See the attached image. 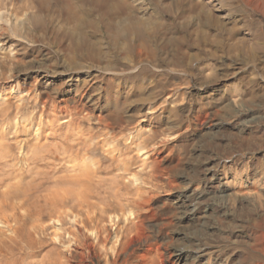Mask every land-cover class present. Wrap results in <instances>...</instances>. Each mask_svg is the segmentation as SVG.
Returning a JSON list of instances; mask_svg holds the SVG:
<instances>
[{
    "label": "rangeland",
    "instance_id": "374dc122",
    "mask_svg": "<svg viewBox=\"0 0 264 264\" xmlns=\"http://www.w3.org/2000/svg\"><path fill=\"white\" fill-rule=\"evenodd\" d=\"M64 1L0 0V114L6 113L0 115V176H9L0 177V217L8 216V220L0 218L1 239L8 243L16 238L14 223L19 222L16 230L23 217H30L34 222L29 232L35 241L44 243L34 248L30 262L35 264L60 242L58 234L66 238H61L62 244L69 245V233L80 236L81 230L84 243L94 242L98 232L110 242L104 247L109 249L107 255L100 251L104 256L100 264H106L112 261L115 229H123L128 221H141L150 235L144 233L150 240L147 245L153 247L147 258L168 264L167 251L184 244V236L208 223L218 226L216 218L222 220L223 215L215 209L224 205L236 219L227 223L234 234L213 237L205 247L206 257L221 254L235 264L260 263L259 258L264 262V254L257 251L259 243L264 246V0H143L141 7L128 4L123 8L111 0ZM35 14L37 21L30 18ZM197 65L199 72L194 70ZM86 92L96 102L92 113L77 102ZM47 99L50 102L44 106ZM59 102L67 111L61 113ZM239 106L256 113V121L242 134L234 128L233 119ZM23 113L33 114L36 122L25 127ZM65 118L72 130L82 131L78 138L74 131L75 137L65 140L67 129L59 125ZM39 123L56 128L47 137L42 133L39 140L34 131ZM219 137L224 140L220 142ZM45 141L47 148L41 154L55 153L54 158L27 161L26 155L32 158L27 146L41 147ZM62 143L72 144L73 157L64 159L55 150ZM8 150L14 156L10 152L5 156ZM209 157L226 163L227 167L215 168L216 176L226 177L231 196L210 194L194 214H184L178 197L187 188H203L205 181L201 177L191 180V175ZM117 175L121 181L130 180L127 188L113 187L111 180ZM69 180H83L85 186H69L73 191L69 196ZM138 187L148 189L142 190L145 196L137 194ZM9 192L13 195L7 198ZM127 192L138 202L144 201L142 207L122 198ZM11 202L13 208L18 206L16 213L10 209ZM58 213L67 221L61 230L51 224ZM88 217L98 223H87ZM81 221L85 225L80 226ZM34 226L46 230L36 233ZM138 247L134 251L140 257L146 247ZM127 253V249L120 253L119 264ZM136 259L131 264L143 263Z\"/></svg>",
    "mask_w": 264,
    "mask_h": 264
},
{
    "label": "bare ground",
    "instance_id": "6f19581e",
    "mask_svg": "<svg viewBox=\"0 0 264 264\" xmlns=\"http://www.w3.org/2000/svg\"><path fill=\"white\" fill-rule=\"evenodd\" d=\"M62 1H64V0H62ZM100 1V0H99ZM107 1V0H106ZM109 1V0H108ZM115 5H117V6H119V7H122V6H125V5H134V6H137V7H141L142 5H144V1L143 0H111ZM194 1H196V0H194ZM64 2H66V0L64 1ZM68 2V1H67ZM88 2V1H87ZM210 2V0H208L207 1V3H209ZM49 3V2H48ZM69 3H70V1H69ZM100 3V2H99ZM109 3V2H108ZM67 4V3H66ZM90 4V3H89ZM68 5V4H67ZM70 5V4H69ZM73 5V4H72ZM64 7V6H63ZM76 7V6H75ZM112 7V6H111ZM69 8V7H68ZM123 8V7H122ZM66 9V8H65ZM70 9L71 10H73V7L71 8L70 7ZM258 9V8H257ZM37 10V9H36ZM64 10V9H63ZM113 10H114V8H113ZM121 10V9H120ZM264 10V9H263ZM262 10V12H264ZM76 11V10H75ZM115 11H117V9L115 10ZM260 11H261V9H260ZM67 12V11H66ZM81 12V11H80ZM123 12H125V11H123ZM33 14V13H32ZM30 18L31 19H34V21L36 20H38L39 19V17H38V15H32V16H30ZM75 17H73L72 19H74ZM74 22H75V20H73ZM69 22V21H68ZM70 24V23H69ZM73 24V23H72ZM74 25V24H73ZM66 26V25H65ZM75 26V25H74ZM76 27V26H75ZM70 30V29H69ZM69 30H68V32H69ZM72 30H74V29H72ZM74 32V31H73ZM67 33V32H66ZM72 34H74V33H72ZM72 34H70V35H72ZM6 42V41H5ZM7 44V43H6ZM18 47H23L22 46V44H16ZM78 48V47H77ZM189 63V62H188ZM156 65V64H155ZM137 68V67H136ZM189 68V67H188ZM160 70V69H159ZM194 70H195V72H199V70H198V65L197 66H195V68H194ZM85 84V83H84ZM45 85V84H44ZM47 86V85H46ZM82 88V87H81ZM0 93H1V90H0ZM48 93V92H47ZM83 93V92H82ZM84 94V93H83ZM76 95H79V93L77 92L76 93ZM47 97H48V99L50 100V96L47 94ZM76 97V96H75ZM43 99V98H42ZM45 100L43 103H44V106H46L47 104H48V102H50L49 100ZM75 99V98H74ZM95 99V98H94ZM242 99V98H241ZM66 100V99H65ZM64 99H61L60 101H62L63 103H64V101H65ZM73 100V99H72ZM97 100H99V99H97ZM73 101H75V100H73ZM77 102H79V105H81V106H85L86 107V110L89 112V113H92V112H94V107L95 106H93V105H96V102L93 100V98L86 92V94L84 95V96H81L80 98H78V101ZM97 102H99V101H97ZM235 102V101H234ZM42 103V104H43ZM57 103V102H56ZM55 103V104H56ZM59 103H61V102H59ZM63 103H61V105H58V108H59V110L61 111V113H63V112H65V111H67V108L65 107V106H63L62 104ZM66 103V102H65ZM95 103V104H94ZM245 103V102H244ZM35 104V103H34ZM4 106H7V105H4ZM19 106V105H18ZM34 106V105H33ZM21 107V106H20ZM65 107V108H64ZM75 107V106H74ZM107 107V106H106ZM245 107V106H244ZM244 107H241V106H239V109H235V112H234V118L233 119H235V121H234V128L236 127L237 129H239L238 130V132L239 133H244V132H246L247 131V128H248V124H250V123H252V122H254V121H256V117H255V111H253L252 109H246V108H244ZM1 108H3V106H1ZM19 107H17V109H18ZM45 108V107H44ZM53 108V107H52ZM84 108V107H83ZM7 109V108H6ZM105 109V108H104ZM4 111H5V108L3 109ZM78 110V109H77ZM8 111V110H7ZM40 112V111H39ZM72 112V111H71ZM70 112V113H71ZM87 112V113H88ZM33 113V112H32ZM37 113V112H36ZM41 113V112H40ZM50 113V112H49ZM113 113V112H112ZM2 114V113H1ZM0 114V115H1ZM6 113H4V115L3 116H6L5 115ZM15 114V113H14ZM17 114V113H16ZM56 114V113H55ZM8 115V114H7ZM23 115L24 116H26V117H24V118H22V124H24L25 125V127H27V126H31V125H33V123H34V121H35V119H34V116H32V115H28L27 116V114L25 115L24 113H23ZM22 115V116H23ZM262 115V114H261ZM14 116V115H13ZM16 116V115H15ZM18 116V115H17ZM20 116H21V114H20ZM68 116H69V114H68ZM67 116V117H68ZM72 116V115H71ZM41 117V116H40ZM44 117V116H43ZM54 117V116H53ZM63 117H65V116H63ZM1 118V117H0ZM5 118V117H4ZM3 118V119H4ZM17 118V117H16ZM15 118V119H16ZM37 118V117H36ZM69 118V117H68ZM74 118V117H73ZM261 118V117H260ZM2 119V118H1ZM44 119V118H43ZM6 120H8L7 118H6ZM45 121H47L46 120V118L44 119ZM51 120H53V119H51ZM101 121H102V119H100ZM11 121V120H10ZM18 121V120H17ZM38 121V120H37ZM54 122H55V120H53ZM5 122V121H4ZM7 122H9V121H6V123ZM36 122V121H35ZM40 122V121H39ZM21 123V122H20ZM47 123V122H46ZM48 123H49V121H48ZM56 123V122H55ZM11 124H12V122H11ZM21 124V125H22ZM42 124H44V123H39L38 124V126L35 128V130L34 131H36V135H37V137H38V139H39V137H40V135L42 134V133H45L43 136L44 137H47L48 135H49V133L48 132H50L49 130H54L56 127H55V125H47V126H45L44 125V127H42ZM69 120L68 119H64V120H61L60 121V123H59V125H62V127H63V129L64 128H66L67 129V131L65 132V135H64V138H65V140H67V141H69V139H71V138H74L75 136L73 135V134H75L74 133V131L77 133L76 134V136L77 135H79L80 136V134H82L81 132V130L80 129H76L75 128V130H72L70 127H72V126H70L69 127ZM106 124V123H105ZM1 125V124H0ZM23 125V126H24ZM72 125V124H71ZM109 125V124H108ZM12 126H14V125H12ZM11 126V127H12ZM16 126V125H15ZM19 126V125H18ZM29 126V127H30ZM2 127V126H1ZM4 127H6V126H4ZM21 127V126H20ZM61 127V126H60ZM7 129V128H6ZM14 129V128H13ZM28 129V128H27ZM48 129V130H47ZM58 129V128H57ZM82 129V128H81ZM10 130V129H9ZM30 130V129H29ZM77 130V131H76ZM1 131H3V130H1ZM7 131V130H6ZM14 131V130H13ZM81 131V132H80ZM16 132V131H15ZM63 132V131H62ZM57 133V132H56ZM264 133V132H263ZM53 134V133H52ZM4 135V134H3ZM34 135H35V133H34ZM58 135H60V134H58ZM5 136V135H4ZM3 136V137H4ZM74 136V137H73ZM95 136V135H94ZM57 138V137H56ZM63 138V137H62ZM77 138H78V136H77ZM76 138V139H77ZM220 138V142L221 141H223L224 140V137H219ZM53 139V138H52ZM75 139V140H76ZM81 139V137H79V140ZM3 140V139H2ZM1 140V141H2ZM40 140V139H39ZM63 140V139H62ZM65 140H63V141H65ZM35 141V140H34ZM33 141V142H34ZM86 141V140H85ZM40 142V141H39ZM73 142H74V140H73ZM72 142V143H73ZM84 142V141H83ZM43 143V142H42ZM46 141H45V144H43V145H41V147L39 146H37L38 144H33V143H31V144H33L32 146H27V147H30L29 149L27 148V150H28V154H30V156H32V158L31 157H28L27 155H26V157H27V161H29V160H31V161H33V162H35V163H38L39 161H43L44 159L46 160V159H48V158H50L51 159V157H53L52 155H54L53 153L48 157V156H45V155H42L41 153H43V152H45L46 151V148H47V146H46ZM67 143V142H66ZM75 143H77V140H76V142ZM79 143V142H78ZM92 143V142H91ZM63 144V143H62ZM61 144V145H62ZM48 145V144H47ZM60 145V144H59ZM72 145V144H71ZM71 145H69V144H63V146L62 147H60V148H58V149H56L55 148V150L58 152V153H61L60 155L62 156V155H64V159L66 158H68V157H73V154L71 155L70 154V152H71V150L73 149L72 148V146ZM2 145L0 144V147H1ZM25 146V145H24ZM78 146V145H77ZM7 147L9 148V145H7ZM6 147V148H7ZM86 147V146H85ZM5 148V147H4ZM7 148V149H8ZM90 148V147H89ZM102 148V147H101ZM2 149V148H1ZM48 149H49V147H48ZM51 149V148H50ZM6 150V149H5ZM26 150V151H27ZM29 150H30V152H29ZM75 149H73L72 151H74ZM89 150L90 149H86V154L89 152ZM104 150H108L109 151V149H105V146H104ZM49 151V150H48ZM52 151V150H51ZM81 151V150H80ZM107 151V152H108ZM111 151V150H110ZM109 151V152H110ZM1 152H4V150H2ZM8 153H7V155H5V156H8V154H9V150L7 151ZM56 152V153H57ZM11 153V155H12V153L13 152H10ZM57 153V154H58ZM72 153V152H71ZM85 153V152H84ZM91 153H92V151H91ZM1 154V153H0ZM25 154H27V152L25 153ZM45 154V153H44ZM49 154V153H48ZM56 154V155H57ZM85 154V155H86ZM55 155V156H56ZM109 155V154H108ZM112 155V154H111ZM115 155V154H114ZM2 156V155H1ZM9 156H10V154H9ZM12 156H14V155H12ZM12 156H11V158H12ZM76 156V155H75ZM3 157V156H2ZM20 157V156H19ZM46 157V158H45ZM5 157H3V159H4ZM9 158V157H8ZM8 158H6V159H8ZM24 158H25V155H24ZM54 158V157H53ZM17 159V158H16ZM72 159V158H71ZM94 159V158H93ZM112 159H113V157H112ZM111 159V160H112ZM10 160H12V159H10ZM15 160V159H14ZM26 160V159H25ZM25 160H23V161H25ZM30 161V162H31ZM74 161V163H75V165H76V163H77V161L74 159L73 160ZM21 162V161H20ZM47 162H49V161H47ZM86 162V161H85ZM99 161H97V163H98ZM17 163V162H16ZM69 163V162H68ZM90 163V162H89ZM2 164V163H1ZM9 164L10 165H12L10 162H9ZM22 164V163H21ZM25 164H26V162H25ZM28 164H30V163H28ZM32 164V163H31ZM54 164V163H53ZM83 164H86V163H83ZM91 164V163H90ZM3 165V164H2ZM16 165V164H15ZM34 165V164H33ZM51 165V164H50ZM69 165V164H68ZM98 165V164H97ZM214 165V166H213ZM7 166H8V164H7ZM12 166H14V163H13V165ZM29 166V165H28ZM31 166V165H30ZM73 166V168H74V165H72ZM105 166V165H104ZM225 167L226 166V163L225 162H223L221 159H218V157L217 158H214V157H209V158H207L204 162H201V163H198V166L197 167H195L193 170H192V175H191V180H193V179H195V178H199L200 179V177L205 181L204 182V186H203V188L202 189H191V188H187V190H185V192L183 193V195H181V196H179L178 197V201H179V203H180V206L184 209V214H194L196 211H197V209L202 205V204H204V201H205V198L207 197V196H209L210 194H220V195H223V196H231V193L232 192H230V191H232L231 189V187L228 185V184H226V181L224 180V179H226V177H224V178H220V177H217L216 176V169L215 168H217V167ZM4 167V166H3ZM9 167V166H8ZM17 167V166H16ZM34 169H38L36 166H32ZM91 168L93 167V166H90ZM122 167V166H121ZM227 167V166H226ZM14 168V167H13ZM75 168H76V166H75ZM74 168V169H75ZM99 168V167H98ZM117 168V167H116ZM119 168V167H118ZM123 168V167H122ZM126 168V167H125ZM32 169V168H31ZM34 169H32V170H34ZM56 169V168H55ZM60 169V168H59ZM66 169V168H65ZM73 169V170H74ZM78 169V168H77ZM84 169V168H83ZM97 169V168H96ZM110 169V168H109ZM7 170H9V169H7ZM14 170H15V168H14ZM80 170V169H79ZM111 170V169H110ZM124 170H126V169H124ZM123 170V171H124ZM128 170V169H127ZM13 171V170H12ZM19 171V170H18ZM22 171V170H21ZM20 171V172H21ZM76 171V170H75ZM80 171H82V169L80 170ZM117 171V170H116ZM11 172V171H10ZM29 172V171H28ZM34 172V171H33ZM65 172V171H64ZM83 172V171H82ZM125 172H128V171H125ZM158 172V171H157ZM4 173V172H3ZM6 173V172H5ZM12 173V172H11ZM31 173H32V171H31ZM58 173V172H57ZM81 173V172H80ZM119 173V172H118ZM13 174V173H12ZM17 174H19V173H17ZM29 174V173H28ZM117 174V173H116ZM125 174V173H124ZM128 174V173H127ZM154 174H157V173H154ZM159 174V173H158ZM164 174V173H163ZM3 175V174H2ZM13 175H16V174H13ZM72 175V174H71ZM78 175V174H77ZM77 175H74V178L75 179H77ZM86 175V174H85ZM111 175V174H110ZM134 175V174H133ZM68 176V175H67ZM67 176H65V177H67ZM88 177H89V174L87 175ZM86 176V177H87ZM146 176V175H145ZM190 176V175H189ZM1 177V176H0ZM9 177V176H8ZM8 177H6V178H8ZM12 177V176H11ZM79 177H81V175L80 176H78V178ZM82 177H84V175L82 176ZM6 178H3V176L1 177V179H6ZM13 179L15 178L14 176L12 177ZM17 178V177H16ZM62 178V177H61ZM120 178V176H118L117 175V177L116 178H110V179H112L111 181H112V184H113V187L114 188H116L117 189V187H119L118 189H120V187L122 186V187H125V188H127V186H128V184H127V182L128 181H130V180H126V179H124V181H121V179H119ZM122 178H124V177H122ZM65 179V178H64ZM68 179H70V178H68ZM96 179V178H95ZM107 179V178H106ZM134 179H136V181H138V178H134ZM151 179V178H150ZM154 179V178H153ZM9 180H10V178H9ZM67 180V178L65 179V181ZM71 180V179H70ZM67 181L68 183H67V186H68V190H67V193L69 194V196L70 195H72V193H73V191H72V189H69V186H75V184H77V185H79V186H85V182H87L85 179V182L83 183L82 181L83 180H77L78 182H76V183H74L73 181ZM74 180V179H73ZM88 180V179H87ZM91 180V179H90ZM89 180V181H90ZM92 180H94V179H92ZM91 180V181H92ZM123 180V179H122ZM140 180V179H139ZM203 180H201V181H203ZM248 180V179H247ZM15 181H16V179H15ZM34 181V180H33ZM135 181V182H136ZM93 182V181H92ZM107 182V181H106ZM105 182V183H106ZM110 182V181H109ZM253 182H254V180H253ZM19 183V182H18ZM60 183H62V181L60 182ZM101 183V182H100ZM111 183V182H110ZM4 184V183H3ZM35 184V183H34ZM109 184V183H108ZM130 184V183H129ZM172 184V183H171ZM253 184V183H252ZM17 185V184H16ZM110 185V184H109ZM136 185V184H135ZM169 185V184H168ZM254 185V184H253ZM38 186V185H37ZM110 186H112V185H110ZM133 186V185H132ZM137 186V185H136ZM202 186V185H201ZM200 186V187H201ZM10 187H12L11 185L9 186V189H10ZM142 187V186H141ZM141 187H138L137 188V194L140 196V197H143V196H145V195H143V192L144 191H142V190H145V189H147V188H141ZM188 187V186H187ZM82 188V187H81ZM90 188V187H89ZM113 188V189H114ZM14 189H16L15 187H14ZM74 189V188H73ZM94 189V188H93ZM116 189H114V190H116ZM117 189V190H118ZM122 189V188H121ZM191 189V190H190ZM255 189V188H254ZM18 190V189H17ZM82 190V189H81ZM97 190V189H96ZM125 189L123 188V190L122 191H124ZM148 190V189H147ZM90 191V190H89ZM149 191H150V189H149ZM234 191V190H233ZM78 192V191H77ZM113 192H115V191H113ZM117 192H119V191H117ZM12 193V192H11ZM10 192L7 194V198H9V197H11L12 195H10L11 194ZM52 193V192H51ZM98 193V192H97ZM96 193V194H97ZM116 193V192H115ZM149 193V192H148ZM152 193V192H151ZM256 193V192H255ZM26 194V193H25ZM67 194V195H68ZM82 194H83V192H82ZM99 194V193H98ZM15 195H17V194H15ZM115 195V194H114ZM117 195V194H116ZM121 195H123L122 196V198L124 197L125 198V200H127L128 202H130V203H134V204H136L138 207H142V205H143V202H138L137 201V199L136 198H133V196H132V193H131V195L127 192V194H121ZM129 195V196H128ZM136 196V195H135ZM150 196V195H149ZM1 197H2V195H1ZM24 197H26V196H23V197H20L21 199L20 200H22V198L24 199ZM27 197H28V195H27ZM15 198H17V199H19V196L17 197H15ZM14 198V196L12 197V199H15ZM68 198V197H67ZM90 198V197H89ZM120 198H121V196H120ZM147 198V197H146ZM143 199V198H142ZM9 200V199H8ZM28 200H29V198H28ZM27 200V201H28ZM117 200V199H116ZM124 200V201H125ZM6 201V200H5ZM26 201V202H27ZM32 201V200H31ZM62 201H63V199H62ZM81 201V200H80ZM85 201V200H84ZM83 201V202H84ZM1 202H4V200L3 201H1ZM25 202V203H26ZM105 202V201H104ZM10 203V202H9ZM24 203V204H25ZM27 203H29V202H27ZM55 203V202H54ZM58 204H59V201L57 202ZM61 203V202H60ZM63 203V202H62ZM244 203L245 202H241L240 203V205H241V207L242 208H245V206H244ZM248 203V202H247ZM246 203V204H247ZM252 202L250 201L249 202V204H251ZM6 204L8 205V203L6 202ZM5 204V205H6ZM64 204V203H63ZM75 204V203H74ZM26 205V204H25ZM57 205V204H56ZM94 205V204H93ZM253 205V204H252ZM13 204H12V202H11V205H10V209H14V212H15V209L18 207L17 205H15L16 206V208H13ZM44 206V205H43ZM62 206V205H61ZM106 206V205H105ZM247 206H248V204H247ZM6 207V206H5ZM7 207H9V205L7 206ZM22 207V206H21ZM29 207H31V209H32V205L31 206H29ZM254 207V206H253ZM24 208V207H23ZM22 208V209H23ZM45 208V207H44ZM53 208V207H52ZM54 208H55V206H54ZM102 208V207H101ZM252 208V207H251ZM37 209V208H36ZM57 209V208H56ZM65 209H66V207H65ZM90 209V208H89ZM256 209V208H255ZM254 209V210H255ZM17 210V209H16ZM27 210V209H26ZM50 210H52V209H50ZM93 210V209H92ZM227 208L225 209V206L223 205V206H220V207H216V209H215V211L218 213V214H222L223 215V218H222V220H218V218H216L217 219V225L218 226H213V225H211L210 223H208L206 226H203L199 231H197L195 234H191V236H184L183 237V241H185V243L184 244H179V245H177L176 244V247L175 248H173V249H169L170 251H167L166 249V251H167V257H166V261H167V263L168 264H235L233 261H231L230 259H228V258H226V257H223V256H221V254L220 255H211V257H206V256H208L207 254V252H206V249H205V247L207 246V245H211V244H209V242L210 241H212V238L213 237H220V236H226V237H228L229 235H233L234 233H233V231H229L228 230V226H227V223H228V221H230L231 220V222H235V220L236 219H234V217H232L231 216V214H228L227 213ZM37 211V210H36ZM33 212H35L34 210H33ZM46 212V211H45ZM44 212V213H45ZM58 212H60V211H58ZM91 212V211H90ZM16 213V212H15ZM15 213H14V215L13 216H15ZM43 213V212H42ZM41 213V214H42ZM215 213V212H214ZM216 213V214H217ZM27 214V213H26ZM30 214H31V212H30ZM37 215H38V213H36ZM41 214H40V216H41ZM47 214V213H46ZM61 214V213H60ZM59 213H58V215H57V217H53L54 219H52L51 220V224H53V225H55V226H59L60 228V230H61V228H62V226L67 222L64 218H62V216L60 215ZM93 214V213H92ZM12 215V214H11ZM11 215H10V217H11ZM24 215H25V212H24ZM24 215H21L22 217L24 216ZM34 215V217H35V214H33ZM36 215V216H37ZM52 215V214H51ZM91 215V214H90ZM95 215V214H94ZM20 216V217H21ZM27 216H29V214H27L25 217H27ZM101 216V215H100ZM8 216H6V218L3 216V218L4 219H7L8 220V218H7ZM21 217V218H22ZM38 217V216H37ZM97 217H99V216H97ZM222 217V216H221ZM0 218H2V217H0ZM2 218V219H3ZM13 218V217H12ZM12 218L10 219V220H12ZM36 218V217H35ZM49 218H51V217H49ZM76 218V217H75ZM96 218V217H95ZM16 219V218H15ZM38 219V218H37ZM84 219V218H83ZM88 219V221H87V223L89 222V223H94V222H97L95 219H92V217H88L87 218ZM86 219V220H87ZM101 219H103L104 220V218L102 217V218H100V222H101ZM6 220V221H7ZM17 220V219H16ZM19 220V219H18ZM22 221H23V224H21L19 227H17L16 228V230H15V223L16 222H18V221H16L15 223H14V225H13V227H14V233H13V229L11 230V228L9 229V230H11L12 231V233H13V235H15L16 236V238L14 237V238H12L10 241H8V243L7 242H4L3 241V239H1L2 237H0V239L3 241V242H1V244H0V264H34L33 262H30V261H32V259L34 258L33 257V253H34V248L37 246V245H39V244H42L43 243V241H41V240H38L39 239V237H38V241H35L34 240V238H33V235H32V233H30L29 231H30V227H32V226H30L29 228H28V226H29V224H31V222L33 221L30 217L29 218H27V219H24V217H23V219H21ZM79 220V219H78ZM81 220V219H80ZM102 220V221H103ZM15 221V220H14ZM13 221V222H14ZM117 221V220H116ZM34 222V221H33ZM32 222V223H33ZM77 222V221H76ZM210 222V221H209ZM1 223H2V221H1ZM3 223H5V221L3 222ZM19 223V222H18ZM36 223H38V222H36ZM98 223V222H97ZM96 223V224H97ZM116 223V222H115ZM216 223V222H215ZM7 224H9V225H11V223H9V221H7ZM17 224V223H16ZM40 223H38L37 225H39ZM47 224V223H46ZM77 224V223H76ZM8 225V226H9ZM17 225H19V224H17ZM35 225V224H34ZM41 225V224H40ZM79 225V224H78ZM77 225V226H78ZM83 225H85V221L83 222V221H81L80 222V226H83ZM88 225H90V224H88ZM104 225V224H103ZM112 225H114V224H112ZM116 225V224H115ZM42 226V225H41ZM86 226H87V224H86ZM97 226H99L98 224H97ZM117 226H119L118 224H117ZM11 227V226H10ZM85 227V226H84ZM92 227H93V225H92ZM39 228V227H38ZM36 228V226H34L33 227V230L36 232V233H39V231L38 230H40V231H45L46 229H44V227H42V229L41 228ZM81 228V227H80ZM83 228V227H82ZM87 228V227H86ZM103 229H104V227H102ZM117 228V227H116ZM119 228V227H118ZM29 229V230H28ZM88 229V228H87ZM95 229V228H94ZM108 229V228H107ZM83 230V229H82ZM91 230V229H90ZM102 229H100V231H101ZM109 230V229H108ZM116 230V232H115V238L116 239H114V240H116V241H114L113 240V242H114V246H113V251H112V256H110L111 258H112V261L109 259V261L106 263V264H119V262H118V258L120 257V253H122V251L123 250H126L127 249V254L125 255L126 257L123 259L124 261H122L123 262V264H131V259H135V261L137 260L136 258H138V259H141L142 261H143V263H141V264H156V262H154V260L155 259H150L149 260V258H147V255L149 254V253H153L152 251H153V247H152V245H147V243L150 241H148L147 242V236L145 235V234H147V233H145L144 231V228H143V225H142V222L141 221H138V222H132V221H128L127 222V224L125 225V227L122 229L121 228V230L120 229H115ZM0 231H2V230H0ZM31 232H32V230H31ZM79 232H80V236H81V230H79ZM5 233V232H4ZM69 233V232H68ZM94 233V232H93ZM98 233V232H97ZM97 233H96V237H95V239L93 240L94 242H92V241H90V242H88L87 240L83 243H81V239H80V236L79 235H72V234H68V244L69 245H67V244H62V241H61V238L62 239H66L65 238V236L63 235V234H58V237H57V240L58 239H60V242L58 243L57 242V244L55 243V245H54V247H52V249L51 250H49V252L47 253V254H45L44 255V257L39 261V263L38 262H36L35 264H100V262L102 261V259L104 258V256L102 257L101 256V252H103L104 251V253H106L108 250H104V247H105V245H106V243L107 242H109L107 239L106 240H103L104 238H100L98 235H99V233H98V235H97ZM145 233V234H144ZM3 234V233H2ZM6 234V233H5ZM48 234V233H47ZM57 234V233H56ZM95 235V234H94ZM102 235V234H101ZM148 235V234H147ZM1 236V235H0ZM35 236V235H34ZM41 236V235H40ZM106 236H108V235H106ZM148 236H150V235H148ZM8 237V236H7ZM43 237V236H42ZM56 237V236H55ZM84 237V236H83ZM105 237V236H104ZM41 238V237H40ZM87 238V237H86ZM106 238V237H105ZM110 238V237H109ZM225 238V237H224ZM8 239H10V236L7 238V240ZM88 239V238H87ZM112 239V238H111ZM56 240V239H55ZM56 240V241H57ZM51 241V240H50ZM182 241V242H183ZM53 242V241H52ZM48 243V242H47ZM46 243V244H47ZM66 243V242H65ZM110 243V242H109ZM44 244V243H43ZM143 244H145V247H146V252H145V254L144 255H142V256H140L139 257V255H135V252H136V250L134 251V249H135V247H138V246H140V245H143ZM150 244V243H149ZM157 244V246H158V243H156ZM17 245H19V247H17ZM57 245V246H56ZM58 245H61V246H58ZM111 246V245H110ZM157 246H156V248H157ZM62 247V248H61ZM108 247V246H107ZM139 248V247H138ZM158 249H160L159 247H158ZM111 250V249H110ZM129 250V251H128ZM154 250H156V249H154ZM101 251V252H100ZM257 251H259L260 252V254H264V246H263V243L261 244V243H259V250L257 249ZM156 252H157V250H156ZM161 251H159V253H160ZM258 252V253H259ZM108 253H109V251H108ZM124 253V252H123ZM158 253V252H157ZM207 253V254H206ZM35 254V253H34ZM163 254V253H162ZM162 254H160V256L162 255ZM105 255V254H104ZM106 255H107V253H106ZM110 255V254H109ZM149 255H151V254H149ZM165 255V254H164ZM34 256H36V255H34ZM39 256V255H38ZM152 256H153V254H152ZM158 256V255H157ZM33 257V258H32ZM109 257V258H110ZM262 257V256H261ZM32 258V259H31ZM31 259V260H30ZM164 259V258H163ZM29 260V261H28ZM104 260V259H103ZM122 260V259H121ZM140 260V261H141ZM141 261V262H142ZM256 261V260H255ZM259 261H260V263H258V261L256 262V263H252V264H264V262H262L261 263V259L259 258ZM102 262H104V261H102ZM157 263H158V261H157Z\"/></svg>",
    "mask_w": 264,
    "mask_h": 264
}]
</instances>
